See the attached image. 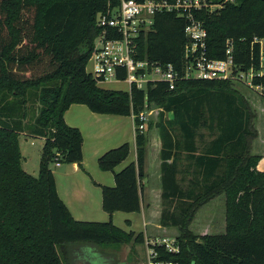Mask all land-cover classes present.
Wrapping results in <instances>:
<instances>
[{
    "label": "trees",
    "instance_id": "1",
    "mask_svg": "<svg viewBox=\"0 0 264 264\" xmlns=\"http://www.w3.org/2000/svg\"><path fill=\"white\" fill-rule=\"evenodd\" d=\"M109 0H0V264H67L65 247H114L144 243L109 222H82L60 199L53 164L83 168L84 138L65 122L73 105L93 113L134 116L137 162L115 169L130 156L128 143L98 160L114 173L115 186H100L103 210L139 213L148 137L162 142L160 225L177 228L179 253L156 247L157 261L176 264H264V172L261 155L250 153L255 115L230 86L233 81L183 80L170 90L158 83L131 93L102 88L87 72L98 17ZM207 30L212 58L224 59L233 44L241 70L259 67L264 40V0H238L214 13L197 16ZM187 21L175 14L156 17L154 30L138 41V58L181 67ZM264 87V76L254 80ZM154 104L156 122L142 132L139 114ZM44 140L36 178L22 167L19 138ZM185 155V157H183ZM185 164L182 166V164ZM191 174L184 186L179 176ZM225 194L226 230L195 236L196 213Z\"/></svg>",
    "mask_w": 264,
    "mask_h": 264
},
{
    "label": "built area",
    "instance_id": "2",
    "mask_svg": "<svg viewBox=\"0 0 264 264\" xmlns=\"http://www.w3.org/2000/svg\"><path fill=\"white\" fill-rule=\"evenodd\" d=\"M238 0H109L107 9L98 17L101 32L88 61L87 72L97 79L100 86L106 83L124 84L126 92L133 87L147 90L158 83H166L170 90L183 80L237 81L246 84L252 92L264 97V87L254 84L264 76V40L254 39L260 45L259 67L241 70L235 64L233 44L227 42L225 58H212L208 51V33L202 13L214 14ZM175 14L187 21L184 29L186 44L179 69L172 63L161 64L138 58V41L154 30L156 17ZM152 112L139 114L138 129L144 131ZM137 129V127H136ZM56 167L61 163L56 162ZM156 247L168 253H179L176 237H157L147 240V264H176L157 261Z\"/></svg>",
    "mask_w": 264,
    "mask_h": 264
},
{
    "label": "crops",
    "instance_id": "3",
    "mask_svg": "<svg viewBox=\"0 0 264 264\" xmlns=\"http://www.w3.org/2000/svg\"><path fill=\"white\" fill-rule=\"evenodd\" d=\"M262 111L263 144L260 151V153L262 152L261 154L264 153V106ZM65 122L71 127L78 128L83 135V168L85 172L81 170L78 164L67 165L64 169H62V165L58 167L61 168V171L54 174L58 195L67 206L75 220L100 223L112 220V222L117 226L115 223V215L117 213H114L111 216L103 210L102 189L100 187H114V173L102 171L99 168L98 160L106 152L128 143L130 145V156L125 162L115 169V172H120L129 164L137 162L135 118L134 116L95 114L85 105H73L65 113ZM149 140H152V142L149 143L150 145L147 147L145 177L142 180V206L141 211L139 212V215H141L143 229L142 231L139 230L141 224L140 219L136 218L134 221L132 213L128 214L129 218L127 219V223L122 228V230L127 233L136 234L135 238L139 234H143L144 243L140 245L143 246L144 249H147V240L150 238L164 236L176 237L174 236L175 233H179L177 228L162 227L160 225V213H158V211H154V204L148 202V198L149 200L154 196H159L161 198L162 195V161L160 158L162 142L156 129L150 131ZM40 141L44 142V140ZM255 155L259 154L255 153ZM183 157H185V155H183ZM184 165L185 164L183 163L182 166ZM257 170L264 172L260 169V165L257 166ZM85 175L91 176L95 181L94 183H96V186H92L93 184L88 182L89 180ZM179 178L184 181H190L192 176L190 173L186 175L182 174ZM77 187L79 189L84 188L83 190L87 191L89 194L88 198H80V194L76 192ZM136 244H138L136 243V239H133L131 245H133L134 252H132L135 254L136 259H139L140 254L137 252ZM102 248L106 249V251L101 253L107 256H116L117 258L115 259L118 264L128 262L120 260L117 255L118 253L113 248ZM64 256L67 264H76V260L74 259L75 257H71L70 252L66 249L64 251Z\"/></svg>",
    "mask_w": 264,
    "mask_h": 264
},
{
    "label": "rangeland",
    "instance_id": "4",
    "mask_svg": "<svg viewBox=\"0 0 264 264\" xmlns=\"http://www.w3.org/2000/svg\"><path fill=\"white\" fill-rule=\"evenodd\" d=\"M87 69L90 70V66H87ZM87 70V71H88ZM230 86L233 90H235L240 96L246 101L249 105L251 112L255 115V120L253 124V130L255 131V137L251 141L250 153L255 155L258 153L259 155L262 149V139H263V106H264V97L261 95H257L250 88L244 84L237 81L231 82ZM102 88H113L120 90H128V87L124 84L118 83H106ZM151 113L149 118L150 121L156 122L159 114V108L152 104L149 109L146 110ZM20 141V149L22 153V167L23 169L30 175L34 177H38L40 173V164L42 160V151L44 147V142L37 140L35 138H27L24 135H21L19 138ZM152 140H149L148 137V145ZM262 158L259 161L260 169L264 171V153L261 154ZM62 169H64L67 165L61 164ZM53 173L57 174L61 171V168L56 167L55 164L51 166ZM82 170V169H81ZM84 171V170H83ZM85 172V171H84ZM105 172V171H104ZM89 180V183H92V186H96L95 181L89 175H85ZM189 181L184 182V186L188 184ZM83 188V187H82ZM70 189V188H69ZM84 189V188H83ZM83 189L76 188V192L80 194V198H88L89 194L87 191ZM83 198V199H84ZM226 195L222 194L210 202H208L205 206L199 209L196 213L193 222L191 223L189 230L195 236H203V235H218L225 233L226 230V217H227V209H226ZM152 200V201H150ZM148 198V202H151L154 208V211H158L161 213L163 210V205L161 198L159 196H154L152 199ZM156 209V210H155ZM129 213L117 212L115 215V223L121 229L126 225ZM134 216V221L136 218L140 219V227L139 230L142 231V221L141 215L139 213H132ZM180 233H175L174 236L179 237ZM137 252L139 255V259H136L135 254L133 253V245L131 243L124 244L121 246L111 247L118 253L120 260L128 261L122 264H147V249L141 246L139 243L136 244ZM66 250L70 252V256L75 257L76 264H118L116 256H107L101 252H105L106 249L95 246V245H87V244H70L67 245ZM107 248V247H106ZM65 251V250H64ZM133 251V252H132ZM128 256V258H127ZM74 264V263H73Z\"/></svg>",
    "mask_w": 264,
    "mask_h": 264
}]
</instances>
